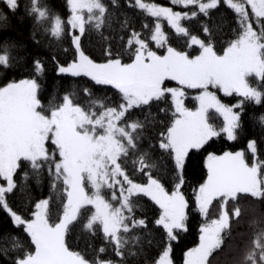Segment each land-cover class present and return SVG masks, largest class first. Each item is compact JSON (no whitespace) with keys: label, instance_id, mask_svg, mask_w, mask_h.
<instances>
[{"label":"snow or ice","instance_id":"obj_1","mask_svg":"<svg viewBox=\"0 0 264 264\" xmlns=\"http://www.w3.org/2000/svg\"><path fill=\"white\" fill-rule=\"evenodd\" d=\"M170 4L63 0L65 20L46 0H0V264H264V0ZM125 9L138 11L139 28ZM26 19L24 38L13 21ZM89 29L99 57L84 45ZM38 35L67 39L71 58L30 52L25 40L38 47ZM48 60L72 91L44 89ZM220 137L246 147L221 150ZM193 155L206 174L189 198ZM45 179L48 196H33L28 182ZM17 189L27 191L21 206L10 202ZM190 211L198 242L175 260ZM78 228L103 240L87 243L91 256L71 243Z\"/></svg>","mask_w":264,"mask_h":264},{"label":"trees","instance_id":"obj_2","mask_svg":"<svg viewBox=\"0 0 264 264\" xmlns=\"http://www.w3.org/2000/svg\"><path fill=\"white\" fill-rule=\"evenodd\" d=\"M106 2H109V0H106ZM149 2H152V0H149ZM154 2L165 4L167 6H171L170 0H154ZM46 3L49 4L50 7L53 8V10L57 13H59L65 20H66V13L67 9L63 7V0H46ZM125 0H121V5L124 6ZM128 11L129 15L135 16V23L137 28H139L141 17L138 13H133L131 9H125ZM119 12L120 9H117ZM120 19H123V17H120ZM151 18H149L150 20ZM220 17L217 16V22L220 21ZM227 19L231 22V17H227ZM14 25H19V27L22 29V35L24 38H27L29 36V32L32 26V22L30 20H25L24 23L21 25L19 24V21L14 20ZM163 27L166 31H171L169 26L167 25L166 21L163 22ZM9 35H16L12 32L11 29L8 30ZM38 39H41V43L38 47H34L33 42L30 39H26L25 42L28 45V50L35 51L36 54H38L41 57L48 58L51 55L52 48L56 49L57 55L63 60L65 58L70 59L71 53L69 52L67 55L64 53L63 49L68 46L69 41L67 39L61 41L59 44L55 42V39H52L50 42V39L47 35H44L43 37L38 35ZM84 39V45L88 49V51L94 55L99 57V48H100V40L99 37L96 35L94 30L89 29V31L85 34L83 37ZM175 43V41H173ZM45 45H48L46 47ZM57 81H59V84L57 85ZM41 83L44 87V89L48 92V94L52 93L53 87L58 86L60 93L62 94L64 91H72V84L73 81L71 79H61L57 76L54 67L50 60L47 62V70L44 74V78L41 80ZM83 83V81L76 82L77 86L75 88L77 96L80 98V101L83 102L85 100V97L80 92V85ZM174 83V82H173ZM188 96L185 97V103L188 107H193L195 105V101L193 99L194 93H191ZM110 95V93H109ZM221 98L223 97V94H220ZM227 102V101H226ZM255 108L257 110V115L259 114V106H249L248 112H251ZM155 111V109H153ZM210 116V122L220 125L222 124V117L219 116V114L215 113L214 110H210L209 113ZM245 128L248 132V137L250 138L253 134V129L250 121L248 120L247 113L245 114ZM256 135L259 137V125L256 127ZM216 141V147L223 150V149H229V150H236L240 148L246 147V140L241 139L238 142H227L223 137L220 138H214ZM234 145V147H233ZM262 150V156L261 158L264 159V143H261L260 145ZM160 167H164L163 162H159ZM206 174V170L203 165V156L202 155H193L187 162V168H186V185L184 186V191L188 195L189 198H191V193L193 187L202 180L203 176ZM30 190L33 196H40L41 194L43 196H48V181L45 179L42 187H38L34 180H30L29 182ZM27 196V191H20L17 189V191L10 196V202L13 204V206H21L23 203H25V199ZM56 202L53 203V209L55 210ZM139 214V213H138ZM151 215V213H148ZM6 218V214L0 210V224L4 222ZM201 222V218L198 216V214L192 213L190 211L189 213V220H188V231L186 233L181 234V239L179 242H174V250H173V258L175 260H181L182 259V253L184 250H186L187 247L194 246L195 243L198 242V230H199V223ZM147 237L145 236L141 243L144 244V247L147 249ZM91 242L93 247L98 248L101 243H103V240L97 236V237H90L87 232H81L79 228L77 229V232L73 234V238L71 243L73 246L79 244L80 250H86L88 255L91 256V249H86V245L88 242ZM133 248H136V245H132ZM225 251H227V242L225 244ZM216 256L219 258V260L222 262L224 260V253H217ZM134 260L133 257H129V264H132V261Z\"/></svg>","mask_w":264,"mask_h":264}]
</instances>
